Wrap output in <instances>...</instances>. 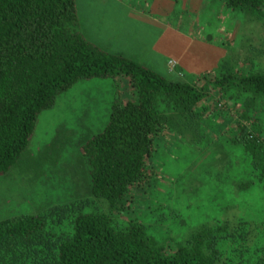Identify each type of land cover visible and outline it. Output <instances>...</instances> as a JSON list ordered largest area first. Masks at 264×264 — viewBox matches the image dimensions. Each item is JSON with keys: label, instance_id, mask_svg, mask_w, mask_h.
<instances>
[{"label": "rangeland", "instance_id": "374dc122", "mask_svg": "<svg viewBox=\"0 0 264 264\" xmlns=\"http://www.w3.org/2000/svg\"><path fill=\"white\" fill-rule=\"evenodd\" d=\"M76 3L81 31L89 40L169 78L194 83L203 91L200 104L207 106L197 109L193 121L168 108L169 127L150 156V180L133 187V199L121 215L92 196L81 145L105 128L113 103L123 105L135 97L134 90L123 74L80 79L39 113L22 156L0 173V220L90 199L81 212L107 211L122 225L137 222L167 252L204 225L221 220H229L237 232L241 219L252 220V242L264 244L263 187L255 182L240 188L249 174L244 148L234 142L237 112L247 109L243 101L253 94L233 83L224 90L215 81L232 73L238 82L241 76L264 71V18L232 8L227 0ZM250 109L258 118L254 130L264 141V98L258 97ZM54 219L48 222L51 229L73 231L69 217Z\"/></svg>", "mask_w": 264, "mask_h": 264}, {"label": "trees", "instance_id": "16d2710c", "mask_svg": "<svg viewBox=\"0 0 264 264\" xmlns=\"http://www.w3.org/2000/svg\"><path fill=\"white\" fill-rule=\"evenodd\" d=\"M227 4L264 18V0ZM78 25L76 0H0V173L17 163L39 113L53 106L60 91L80 79L126 75L135 97L123 105L114 102L105 128L81 145L92 196L122 215L133 199V187L150 180V156L158 136L169 127L168 108L193 121L197 109L207 104H200L203 91L194 83L169 78L124 52L103 48ZM233 77L227 73L215 81L224 90L233 83L253 94L243 101L247 109L237 112L234 142L244 148L249 174L240 188L256 182L264 193V141L254 130L258 118L250 109L258 97L264 98V71L241 76L238 82ZM90 204L84 199L43 214L1 219L0 264H264V244L251 239L252 220L241 219L238 232L229 220L204 225L167 252L137 222L122 225L107 211L81 212ZM54 216L57 221L69 217L73 231L51 229L48 222Z\"/></svg>", "mask_w": 264, "mask_h": 264}, {"label": "built area", "instance_id": "2783aa9c", "mask_svg": "<svg viewBox=\"0 0 264 264\" xmlns=\"http://www.w3.org/2000/svg\"><path fill=\"white\" fill-rule=\"evenodd\" d=\"M170 63H171L172 65H174V64H175V61H174V60H170Z\"/></svg>", "mask_w": 264, "mask_h": 264}, {"label": "crops", "instance_id": "0c3cea01", "mask_svg": "<svg viewBox=\"0 0 264 264\" xmlns=\"http://www.w3.org/2000/svg\"><path fill=\"white\" fill-rule=\"evenodd\" d=\"M79 21V20H78ZM79 26H80V21H79ZM80 29H81V26H80ZM82 30V29H81ZM83 32V31H82Z\"/></svg>", "mask_w": 264, "mask_h": 264}]
</instances>
